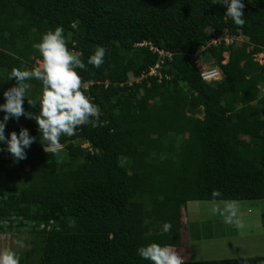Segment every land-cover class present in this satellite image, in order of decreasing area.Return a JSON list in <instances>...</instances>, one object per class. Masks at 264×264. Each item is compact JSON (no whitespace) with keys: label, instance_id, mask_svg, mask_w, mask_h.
Wrapping results in <instances>:
<instances>
[{"label":"trees","instance_id":"obj_1","mask_svg":"<svg viewBox=\"0 0 264 264\" xmlns=\"http://www.w3.org/2000/svg\"><path fill=\"white\" fill-rule=\"evenodd\" d=\"M241 2L242 28L217 0H0V104L12 68L36 67L33 44L60 26L101 111L98 126L62 136L57 153L44 151L35 120H8L5 137L20 127L36 137L24 160L0 151V232L40 238L20 264H151L137 249L178 246L188 201L264 200V62L254 59L264 52V0ZM218 34L234 39L212 43ZM143 41L172 52L161 68L169 77L128 84L158 59ZM96 46L107 49L101 68L87 64ZM195 56L221 77L204 81ZM28 83L23 107L36 115L27 99L38 102L42 88ZM185 264H264V254Z\"/></svg>","mask_w":264,"mask_h":264},{"label":"clouds","instance_id":"obj_2","mask_svg":"<svg viewBox=\"0 0 264 264\" xmlns=\"http://www.w3.org/2000/svg\"><path fill=\"white\" fill-rule=\"evenodd\" d=\"M225 6V17L233 21L236 26L243 27L246 23L241 0H217ZM41 57L38 66L30 70L12 68L8 79H14L15 84L3 91L4 103L0 104L3 118L0 119V142L7 145V151L14 158V162L26 159L25 149L36 141V137L29 134L28 129L20 127L19 132H9L5 137V127L8 120L25 119L35 120L38 131L42 135L41 144L46 153H57L63 149L60 142L62 136L76 135V130L86 124L98 126L101 111L89 96L85 94L84 84L78 69L87 70L82 53L68 48L63 27L57 26L47 30L40 37L39 42L33 44ZM107 49L96 46L87 59V64L101 68L105 62ZM37 80L41 84V94L38 102L27 99L31 107L39 104V112L25 111L24 100L31 84L28 81ZM221 193L213 190L212 196L218 197ZM211 212L219 215L223 222L237 228L243 227L240 216L239 202L236 200H213ZM172 225L164 222L162 231L169 233ZM17 248H23L22 241L16 240ZM138 255L151 264H185L184 257L171 245H160L152 242L137 249ZM0 264H20V256L10 246L0 247Z\"/></svg>","mask_w":264,"mask_h":264},{"label":"rangeland","instance_id":"obj_3","mask_svg":"<svg viewBox=\"0 0 264 264\" xmlns=\"http://www.w3.org/2000/svg\"><path fill=\"white\" fill-rule=\"evenodd\" d=\"M263 59L264 54L255 55V60L259 63ZM40 62L37 61V66ZM211 64L210 60H203L200 66ZM236 201L239 202L242 228L226 224L221 216L213 215L211 212L213 200H192L182 207L184 225L182 233L185 240L182 245L183 250L179 251L185 260H210L264 254V226L261 223L264 200ZM16 240L22 241L25 246L17 248ZM39 243L40 238L27 231L12 229L0 232V247L10 246L21 256H25V251L31 247L38 250ZM23 264H32V262L27 261Z\"/></svg>","mask_w":264,"mask_h":264},{"label":"built area","instance_id":"obj_4","mask_svg":"<svg viewBox=\"0 0 264 264\" xmlns=\"http://www.w3.org/2000/svg\"><path fill=\"white\" fill-rule=\"evenodd\" d=\"M233 39L234 38L232 36H230L229 34H218L215 37H213V39H211V42L214 44H217L220 41H225V43H229ZM211 42H208L207 44H210ZM136 44L148 45L149 49L151 51L157 53L158 59L155 63L150 65L145 71H142L140 76L130 79L129 81H127V83L131 84L133 80L137 82V81H140L141 79L147 78L149 76L156 77L157 81H161L163 78H168L169 74L167 72H162L161 68H162V66L166 60L170 61L172 59V52L170 50L160 48V47L152 44L149 41L148 42L143 41V42H139ZM202 48H203V46L201 47V49L196 50V55L201 52ZM257 54H264V52H259ZM257 54H255V55H257ZM255 55H254V59H255ZM223 56H224L223 62H225L227 60L228 55L225 52L223 54ZM225 57H226V59H225ZM194 62L198 65V67L200 69L201 78L204 81H211L213 79H218L221 77V71L217 65L200 66L201 58H199L197 56H195ZM263 62H264V59L260 63L262 64ZM262 90L264 91V88H262Z\"/></svg>","mask_w":264,"mask_h":264},{"label":"crops","instance_id":"obj_5","mask_svg":"<svg viewBox=\"0 0 264 264\" xmlns=\"http://www.w3.org/2000/svg\"><path fill=\"white\" fill-rule=\"evenodd\" d=\"M183 232V231H182ZM182 239H181V242H180V244L178 245V246H172V247H174L176 250H178V252L180 253V249H182L183 250V247H182V245H183V242H184V240H185V238H184V235H183V233H182Z\"/></svg>","mask_w":264,"mask_h":264}]
</instances>
